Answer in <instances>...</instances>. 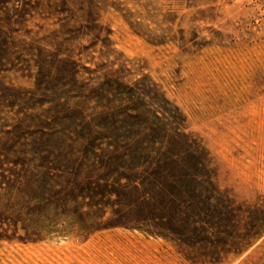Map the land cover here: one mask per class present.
Wrapping results in <instances>:
<instances>
[{"label": "rangeland", "instance_id": "rangeland-1", "mask_svg": "<svg viewBox=\"0 0 264 264\" xmlns=\"http://www.w3.org/2000/svg\"><path fill=\"white\" fill-rule=\"evenodd\" d=\"M108 79L179 109L227 233L156 234L117 159L85 154L70 118ZM27 195L49 230L4 219L0 264H264V0H0V221Z\"/></svg>", "mask_w": 264, "mask_h": 264}, {"label": "trees", "instance_id": "trees-1", "mask_svg": "<svg viewBox=\"0 0 264 264\" xmlns=\"http://www.w3.org/2000/svg\"><path fill=\"white\" fill-rule=\"evenodd\" d=\"M94 91L96 106L86 131L84 116L70 118L74 133L88 156L109 154L117 159L118 173L136 191L138 203L150 204L152 218L170 225L155 233L185 237L180 221L192 226L194 234L198 226L227 233L222 219L228 215L224 209L232 206L219 196L204 148L183 131L179 109L154 83L108 79ZM27 196L15 214L0 222L9 219L25 239L39 238L49 229L42 222L39 197Z\"/></svg>", "mask_w": 264, "mask_h": 264}]
</instances>
